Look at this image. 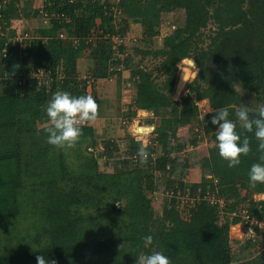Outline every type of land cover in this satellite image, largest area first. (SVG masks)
Returning <instances> with one entry per match:
<instances>
[{"label": "trees", "instance_id": "trees-1", "mask_svg": "<svg viewBox=\"0 0 264 264\" xmlns=\"http://www.w3.org/2000/svg\"><path fill=\"white\" fill-rule=\"evenodd\" d=\"M34 1L13 0L14 3H9L6 8L7 0H0V13L8 21L5 28L11 27L12 12L19 7L31 8ZM105 3L97 1L82 5L68 0H51L50 11L55 10L74 19L68 23L63 18H53L49 26L38 28L31 38L22 42L9 40L15 34L12 29L10 37H0V70L4 61L3 50H6L5 69L9 77L19 79L21 73L28 75L31 67L48 68L54 77L49 89L46 83L39 85L36 80H31L18 85L17 93L7 92L0 97V224L2 217H6V221L15 219L18 224L22 212L31 215L39 233L34 236L36 242H43L35 249L3 252L0 264H37L38 255L45 256L46 264L52 259L57 264H136L139 254L153 252L163 253L171 264H264V251L256 255L254 248L259 242L264 247V227H254L255 238L244 242L240 248H233L230 225L219 223L217 204L205 198L208 191H216L218 196L224 195L225 191L233 197L239 196V184L250 188V167L261 162L254 132L247 133L240 127L235 112L243 101L238 87L256 94L257 101L264 106V0L118 2L117 8L122 16L141 21L150 37L156 35L164 13L175 10L185 13L184 25L165 38L163 48L146 52L162 58L156 69L164 77L162 82H158L155 70L138 65L131 71L136 77L133 104L141 109L153 110L156 114L163 110L161 124L155 129L156 136L148 145L152 153L158 152L153 167L160 171L163 181L166 180L159 188L172 194L171 207L165 205L160 212H154L151 202L143 196L138 175L132 178L127 175L117 184L103 176L90 175L87 182L67 183L63 186L66 189H62L57 178L64 177V173L67 175L70 166L68 157L72 154L66 153L70 149L57 148L60 151L50 155V151L56 150L46 143V133L40 125L47 121L46 106L57 91H67L73 96L92 95L98 104L102 102L95 94L98 83L88 91L86 81L77 80L75 74L77 59L82 56L91 58L94 66L90 67V72L97 80L107 79L108 63L119 64V58L115 59L113 55L112 59L103 38L87 43L92 34L101 29L107 33L116 22L113 13L105 9ZM76 7L81 11L78 18L74 13ZM33 14L39 16L37 11ZM209 25L212 27L209 28ZM60 31L77 40V43L66 47L64 41L58 38ZM187 57L195 59L199 71L190 83V93L182 101H177L173 99L177 65ZM14 65L19 67L14 68ZM58 70L63 72V79L57 78ZM193 95L210 98L212 113L205 123H201L199 107ZM221 107L228 108L229 119L237 124L241 137L247 135L250 138L251 151L247 156H241V163L233 168L220 158L215 146L218 126L211 124V118ZM32 110H37L38 114L31 115ZM183 122H194L211 138L214 137L215 145L209 149L201 167L218 180V184H214L213 180H207L203 175L201 182L191 184L190 195L193 198L199 195L201 200L195 206L190 221L181 216L176 206L188 187L179 177L192 162H188L182 154L188 151L187 143L179 141L176 136L177 127ZM90 128L88 125L82 128L81 137L88 141L86 148L95 145L96 138ZM83 143L81 139L76 145L78 149ZM140 143L137 142L135 148ZM103 146L99 152L95 148V151L90 149L94 152H88L91 156L87 155L88 165L92 169L100 171L96 162L98 157L107 161L117 160V163L133 162L131 158L121 161L117 158L120 157V148L116 141L106 140ZM132 151L138 150L133 148ZM72 165L73 169L78 165L80 170L84 164L73 162ZM252 188L264 193V184ZM251 204L249 212L264 219V199ZM236 205H233L234 209ZM94 206L98 211L106 206L114 214L124 213L127 216L124 224L126 233L116 239L106 236L102 224L92 220L89 210ZM238 221L236 217L233 224ZM149 235L153 237V243L145 247L143 237Z\"/></svg>", "mask_w": 264, "mask_h": 264}, {"label": "rangeland", "instance_id": "rangeland-1", "mask_svg": "<svg viewBox=\"0 0 264 264\" xmlns=\"http://www.w3.org/2000/svg\"><path fill=\"white\" fill-rule=\"evenodd\" d=\"M104 1L106 2L105 9L107 8L113 13V17L116 18V22L110 26L111 31L105 33L101 29L97 34H95L94 37L91 35L90 42H94L95 39L101 40V38H103L105 47L112 54V59L114 57L115 59L119 58V64H107L108 67L106 72L111 75L112 79H109L110 76L108 75L107 79L110 81H106L107 79L97 80L100 83L97 84V91L95 92V94H97L102 101L99 103L100 108L98 117H111L109 121H112V124L109 125L114 126L110 129V126H108L107 122L108 120L106 121L102 119L103 123L99 121V124H95L94 122V126L92 128L96 139L95 145L90 147L95 148L98 150L97 152H99L104 148V141L109 140L110 138L117 139L118 146L120 148V157L117 158L120 161L122 159L131 158L133 159V162L124 164L121 162L117 163V160L107 161L98 157L96 158L97 160L95 158L94 159L96 160L97 164H99L100 171L94 170L89 167L87 160L88 152L93 151H89L87 148H85V144H87L88 141L81 137L82 141L84 142V145L81 146L82 148L80 147L81 149H78L79 146H75L74 148L68 150L71 152L66 151L67 154H72L68 157V161L70 163L68 169L69 172L67 171V175L64 173V177H58L57 180L61 181L60 186L62 189H66V187L63 186H66L67 183L73 184L81 181L87 182L88 176L90 175H92V177L103 176L107 181L114 182L116 184L119 179L123 180L127 175L131 178L135 175H138L143 196H145L146 199L151 202L154 212H160L165 205H167L168 208L171 207L170 198L172 194L166 193L163 188H159L160 185L165 184L164 181L166 180L163 181L160 171L154 169L153 167L155 160L158 157V152H151V149H149L148 146L150 143H148L147 140H151L154 136H156L155 129L161 124V119L163 117L161 114H163V110L156 114L153 110L141 109L136 104H133L136 83L134 79L136 77L132 76L131 71L135 66L138 65L141 68L155 70V74L158 77V82H162L164 77L160 76L161 71L156 70L160 66L162 58L159 56L156 57L153 53L146 54V52H154L162 49L165 38L172 34L176 28L184 25L185 13L183 10H175L164 13L161 18L160 26L156 31V35L154 37H150L148 34H146V26L141 21L122 16L120 10L117 8L119 0H103V2ZM9 3L12 4L14 2L13 0H7L6 8ZM0 9H2V4H0ZM17 9H20L21 16H23L26 11L29 13L31 11L29 7H19ZM80 12V8L76 7L74 10L76 18H78L77 16H79ZM30 15L32 17H36L32 11ZM38 18L39 17L35 19L38 20ZM71 18L72 20L74 19L73 17ZM22 21L23 22L17 24L16 27L19 30L22 28L21 30L23 32L26 29L27 31L25 32H28L29 36H32L38 28H41L42 24L45 23L46 26H49V23L43 19L40 20L41 24L39 26L37 23H24V20ZM210 27L212 26L209 25V28ZM4 29L5 31L0 30V37H10L9 31H11V27H6ZM99 33L103 34V36H101ZM119 38H121L120 42H118ZM65 39L66 37L63 39V41ZM46 40L47 38H45V41ZM71 43L74 45L76 44L72 41ZM192 60L194 61V65L189 64V61ZM178 65L181 69L177 67L173 99L182 101L190 93V83L197 77L199 70L195 59L192 57L183 59L178 63ZM91 66H94L92 64L91 58L82 56L77 59V68L75 74L76 79L79 81H86L85 78H88L91 75ZM183 70L185 73H187V80L190 83L184 82L181 84ZM119 74H121L120 80L118 76ZM87 90L91 91L92 88H87ZM238 90L242 92L243 95L242 105L238 107V109L248 108L254 110L261 107V104H259L257 101L256 94L247 92L241 89V87H238ZM193 96L196 98V102L199 107L201 123H205L207 117L212 113V104L210 98L207 96L202 98L197 97V95ZM250 115L258 114L250 113ZM115 119L118 120V122ZM122 119H124L127 123H120ZM196 125L197 124L194 122L180 123L177 127L176 133L178 140L181 142H186L188 145V151H184L182 154L186 159H188V162L192 161L191 166L185 169V171H183L179 177V179H182L181 181L188 184V187L185 196L181 195V199L179 198L180 202L176 205L181 216L185 220L189 221L192 220L191 218L194 215V211L196 209L195 206L201 200L199 195L197 198H193V196L190 195L191 184L195 182H201L203 175H206L205 178L207 180H213L214 184H218V180L207 174L208 172H206L201 167V162L209 155V149L215 145V139L214 137L211 138V135L202 131V129L198 128ZM140 127H143L144 129L145 127H151V130L145 129L144 132L140 133L138 131ZM146 136L150 137L143 140V138ZM137 141L147 144L149 158L146 164H141L139 162L137 153H134L136 156L132 154V152H137L132 151V149L134 148L138 150L140 146L138 145L135 148L134 143ZM53 149L56 151H50V155L60 151L56 147ZM88 157L91 156L88 155ZM151 159L152 162H150ZM73 162L83 163L84 165L80 170L78 169L77 165V168H75L78 169V171H76V169H73ZM175 180L177 181V179ZM77 185L79 186V184ZM238 188H240V190L239 196L237 197L231 196L229 193H227L228 191H225L224 195L221 196H218L216 191H208L205 195V198L209 199L210 203L217 204L219 223L230 225V241L233 248H240L244 242L252 241L255 238L256 232L254 226H251L253 231L249 232V224L245 223L242 219H244V213L249 211V207L252 206V202L256 203L259 200L264 199V193L253 191L251 186L250 188H245L241 187V184H239ZM115 190L117 191V188ZM217 190L219 192V187H217ZM53 201L55 200L53 199ZM235 203H237V205L234 209L233 205ZM89 211L92 213V220L99 222V224H102L103 228H105L103 230L106 236H111L112 238L116 239L122 237L123 234L126 233L124 224L126 222L127 216L124 213L114 214L113 211L106 206L102 208L101 211H98L96 206L90 208ZM236 217L239 218V221L236 224H233V221ZM1 219L3 221L2 224H0V254L8 253L10 249H35L43 243L42 241L41 243L36 242L34 236L39 235V233L37 234L38 229L34 227L35 221H33L31 215H25V213L22 212L18 217V224H16L15 219H11L9 221L5 220L6 217H2ZM254 219V221L258 223V227L259 225L264 227V219H260L259 217H254ZM24 238H27L28 241ZM22 239H24V241H22ZM119 242H122L121 239H119ZM254 248H256V255L261 251H264V247L260 242L257 244V247ZM254 248L250 250L253 251Z\"/></svg>", "mask_w": 264, "mask_h": 264}, {"label": "clouds", "instance_id": "clouds-1", "mask_svg": "<svg viewBox=\"0 0 264 264\" xmlns=\"http://www.w3.org/2000/svg\"><path fill=\"white\" fill-rule=\"evenodd\" d=\"M189 63L194 65L193 60ZM18 67V65H14V68ZM183 73V81L189 82L184 70ZM99 108L100 105L92 95L73 96L67 91L55 92L47 103L46 115L48 119L42 126V130L46 133V143L59 149L74 148L83 135L82 128L98 119ZM250 113L258 115H250ZM235 117L245 132H254L255 139L258 141L261 162L252 164L248 173L249 185L256 187L257 184H264V106L254 110L237 109ZM211 124L218 126L215 131V146L220 158L227 162L229 168L238 166L241 163L240 157L247 156L251 151L250 138L247 135L242 138L241 134L237 132V124L229 119V110L226 107L217 109L211 118ZM40 130L38 129V131ZM137 157L141 164L147 163L149 153L146 143H140ZM117 206L120 207L118 204ZM251 231L252 229L249 230V232ZM143 240L145 247L153 243L151 235L143 237ZM36 260L37 264H46L43 255H38ZM48 264H57V262L52 259ZM136 264H171V261L163 253L153 252L152 254H139Z\"/></svg>", "mask_w": 264, "mask_h": 264}, {"label": "built area", "instance_id": "built-area-1", "mask_svg": "<svg viewBox=\"0 0 264 264\" xmlns=\"http://www.w3.org/2000/svg\"><path fill=\"white\" fill-rule=\"evenodd\" d=\"M70 3H78V4H82V5H86L88 2H101V3H105V1L103 2V0H68ZM51 5V0H35L34 3L31 6V11L34 13V11L38 12V17L46 20L48 23L51 21V19L56 18H63L64 20H66V22L70 23L72 21L71 17L67 14L64 13H59L57 11H50L48 9V6ZM13 20V19H12ZM10 20L9 22L11 23V29L15 32L14 36L10 37V41H12L13 43L15 42H22L25 39H29L31 38V36H29L28 32H23L21 29H17V24L19 23H14V21ZM8 24V21L6 19V17L4 18L3 15L0 13V30H4L5 26ZM8 27V26H7ZM92 36L94 37L95 34H92ZM67 38L68 36L66 35L65 32L60 31L58 34V38L59 39H64ZM72 42L77 43V40H74L73 38H71ZM121 38L118 39V42H120ZM90 41V37H88L87 39V43H89ZM8 53L6 50H3V57H7ZM124 68V67H121ZM30 70H32L28 75H24L23 77H21L18 80L19 85H24L25 83H27L28 81L31 80H36L37 83L39 85H43L44 83H46L47 88L49 89L51 87L52 82L54 81V77L51 76V70L48 68H42V69H34V68H29ZM34 69V70H33ZM57 78L58 79H63L64 78V74L61 70H58L57 72ZM86 79V86L87 88H92V86L96 83H99L97 81V79H95L94 77H92V75H90L88 78ZM121 123L125 124L127 123L124 119L121 120ZM149 138V137H148ZM148 143H150L151 141L148 139L147 140ZM134 156H136L134 154ZM244 219H242L245 223L249 224V227L251 229V226L254 227H258L257 226V222H255L254 217L257 218V216L251 214L249 211L245 212L243 215ZM255 224V225H254ZM262 225H259L258 228H263L261 227ZM253 231V230H252Z\"/></svg>", "mask_w": 264, "mask_h": 264}, {"label": "crops", "instance_id": "crops-1", "mask_svg": "<svg viewBox=\"0 0 264 264\" xmlns=\"http://www.w3.org/2000/svg\"><path fill=\"white\" fill-rule=\"evenodd\" d=\"M31 11H30V13L28 12V11H26L25 12V14H23V16H21L20 15V9H18V10H16V11H14V12H12V21H14V23H22L23 21L22 20H24V23H29V22H32L33 24H35V23H37L38 24V26L41 24L40 23V20H41V18H38V20L37 19H35V18H37V17H32L31 15ZM24 17H26V18H24ZM31 20V21H30ZM38 21V22H37ZM46 25H45V23L44 24H42V27H45ZM71 37H67L65 40H64V45L66 46V47H69V46H71ZM3 57V56H2ZM4 59V61H3V63H2V70H0V97L4 94V93H9V94H15V93H17L18 91V85H19V83H18V80L21 78V77H23L24 76V74L23 73H21V77H19V79H17L15 76H11V77H9V75L7 74V72H6V69H5V66H6V63L7 62H5V57H3ZM4 69V70H3ZM35 109V108H34ZM37 115L38 114V111L37 110H32L31 111V115ZM110 118L111 117H98V119L95 121V124H99V121L101 122V123H103V120H108L107 122H108V126H110V129H111V127L113 128V126L114 125H109V124H112V121H109L110 120ZM122 118V117H121ZM103 119V120H102ZM113 119V118H112ZM116 120V119H115ZM117 122H118V120H116ZM107 122H105V123H107ZM120 123H121V121H120ZM113 124H114V120H113ZM105 125V124H104ZM89 127H91L90 129L92 130V133H93V126H94V124L92 123V124H90V125H88ZM94 135V134H93ZM151 135V134H150ZM95 136V135H94ZM148 137H150V136H148ZM148 137L146 136V137H144L143 138V140L144 139H148ZM96 138V137H95ZM110 140H113V141H116L117 142V139H114V138H110ZM87 141V140H86ZM138 142V141H137ZM137 142L136 143H134L135 145L137 144ZM117 144H118V142H117ZM84 145V143L82 144V146ZM85 148H86V144H85ZM89 151H90V149H93L94 150V148H92V147H88L87 148ZM95 151V150H94ZM93 151V152H94ZM98 151V150H97ZM89 154V153H88ZM103 159H105V158H103Z\"/></svg>", "mask_w": 264, "mask_h": 264}, {"label": "bare ground", "instance_id": "bare-ground-1", "mask_svg": "<svg viewBox=\"0 0 264 264\" xmlns=\"http://www.w3.org/2000/svg\"><path fill=\"white\" fill-rule=\"evenodd\" d=\"M190 64V63H189ZM186 74V77H187V73H185ZM183 75H184V73H183ZM183 75H182V81H181V84H183L185 81H183ZM145 129H147V130H151V127H145ZM145 129L143 128V127H140L139 129H138V131L141 133V132H144L145 131ZM137 131V132H138Z\"/></svg>", "mask_w": 264, "mask_h": 264}]
</instances>
